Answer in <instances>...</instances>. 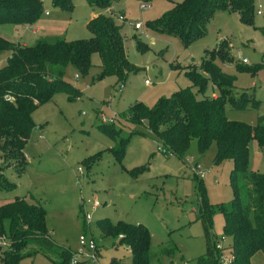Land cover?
Instances as JSON below:
<instances>
[{
  "label": "rangeland",
  "instance_id": "374dc122",
  "mask_svg": "<svg viewBox=\"0 0 264 264\" xmlns=\"http://www.w3.org/2000/svg\"><path fill=\"white\" fill-rule=\"evenodd\" d=\"M38 1L47 16L42 13L37 22V39L39 36L65 41L89 38L85 25L96 10L88 8L84 0H72L70 11L53 7L51 0ZM181 1L153 0L146 9L139 10L137 0H118L114 6L121 11L119 15L123 14V21L116 19V22L122 24L125 56L137 71L122 83L114 77L93 81L100 63L95 54L90 58L91 68L86 76H78L67 68L64 79L79 94L78 99L69 102L66 95L57 94L50 102L38 106L31 115L34 127L23 148L25 164L21 176L16 177L10 168L3 171L16 188L0 193V204L9 202L13 196L34 198L45 210V226L51 241L71 258L78 247V236L88 229L98 247L99 264H109L111 258L117 259L118 264H130L126 246L117 245V239L100 236L96 222L106 220L111 225L121 222L143 226L149 235L150 264H195L196 258L204 253L203 231L196 217L200 196L197 180L192 178L198 179L194 174L196 165L208 171L201 184L204 201L213 211L210 237L217 239L222 255L229 256L225 250L229 241L220 240L223 220L215 207L225 205L232 197L228 181L232 163L222 161L214 165V145L199 155L193 140L183 155L164 157L156 150L161 144L144 124L118 119L136 103L150 108L179 89L189 88L195 94L196 88L187 73L198 72L200 60L221 42L234 63L215 61V64L235 79L232 92L247 91L259 102L255 111H232L226 107L227 119L252 127L258 116H264V0H252L250 26L240 24L235 13L215 12L207 21L202 37L187 47L177 37L153 33L146 25L158 19L173 3ZM115 9L108 10L107 14L113 13L117 18ZM137 23L140 29L134 31L132 24ZM15 29L18 30L0 26V37L15 45L32 43L30 39L34 36L22 28ZM136 41L147 46V51L138 52ZM212 94L215 91L208 83L204 95L211 97ZM82 112L85 116L80 115ZM101 117L112 118L110 124L120 131L118 138L127 139L120 162L109 150L114 142L98 128L109 125L102 123ZM95 154L98 155L92 161H86ZM142 168L146 169L141 171ZM246 170L264 174V148L260 149L254 139L247 146ZM92 198L99 207L89 211L85 206L91 216L86 229L79 206L81 201ZM1 238L0 248H3ZM32 250L29 247L26 253ZM168 250H173V256L163 254V251L169 253ZM57 262L53 255L37 253L23 257L19 264ZM261 262L259 253L250 261L251 264Z\"/></svg>",
  "mask_w": 264,
  "mask_h": 264
},
{
  "label": "trees",
  "instance_id": "16d2710c",
  "mask_svg": "<svg viewBox=\"0 0 264 264\" xmlns=\"http://www.w3.org/2000/svg\"><path fill=\"white\" fill-rule=\"evenodd\" d=\"M84 1L88 8L97 12L85 25L89 35L86 40L40 37L29 45H15L0 37V193L16 188L4 176V169L10 168L16 177L22 174L23 148L34 127L31 119L34 110L57 94L66 95L69 102L78 99L79 94L64 79L67 68L84 77L91 68L90 58L95 54L100 63L93 81L114 77L122 83L137 71L125 56L122 24L116 22L113 13L107 14L118 0ZM137 1L148 6L153 0ZM51 5L70 11L72 0H51ZM215 12L235 13L240 24L250 26L253 1L182 0L146 25L153 33L177 37L187 47L202 37L207 21ZM42 13L38 0H0V26H11L14 31L18 30L15 28H35ZM114 13L122 16L117 10ZM224 48L225 45L219 43L209 56L200 60L198 72L187 73L196 88L195 94L189 88L179 89L150 108L136 103L118 119L144 124L161 144L157 149L164 157L183 155L192 140L199 155L213 144V164L232 163L228 180L232 197L225 205L215 207L223 220L220 240L229 241L225 250L232 258L230 264H251L256 253L262 256L260 264H264V174L246 170L249 141L254 139L260 149L264 148V116H258L252 127L227 119L226 107L232 111H255L259 102L247 91L232 92L235 79L221 72L215 64V61L234 63ZM136 49L143 53L147 46L136 41ZM208 83L215 91L213 97L204 95ZM198 95L200 98H196ZM4 97L12 101L6 102ZM109 125L98 128L114 142L109 150L120 162L127 139L118 138L120 131ZM97 155L86 161H92ZM192 178L197 180L200 204L196 217L204 239V253L196 258L195 264H218L219 253L214 249L217 239L210 237L209 232L213 211L204 201L201 179ZM96 228L102 238L117 239V245L126 246L130 264H150L149 235L143 226L121 222L111 225L100 220ZM1 237L5 243L0 248V264H19L23 257L37 253L55 256L57 264H70L69 253L50 239L44 208L31 196H13L9 202L0 204ZM29 247L34 250L26 253ZM168 251L163 254L173 256V250ZM109 264H118V261L111 258Z\"/></svg>",
  "mask_w": 264,
  "mask_h": 264
},
{
  "label": "built area",
  "instance_id": "2783aa9c",
  "mask_svg": "<svg viewBox=\"0 0 264 264\" xmlns=\"http://www.w3.org/2000/svg\"><path fill=\"white\" fill-rule=\"evenodd\" d=\"M148 6L141 4L139 5V10H144L146 9ZM259 8V7H258ZM257 15L260 14L259 11L256 12ZM45 15H47V13H45ZM118 21H123L122 20V16H118L116 18ZM132 28L134 31H137L140 29V25L137 24H132ZM242 64H246V60L241 59L240 60ZM74 79H77V77H74ZM146 83V82H145ZM120 88H122V85H120ZM4 100L6 102H11L12 99L10 97H4ZM81 116H85V113H81ZM111 120H113L112 118H110ZM106 120L103 117H101V122L102 123H112L111 120ZM158 152H160L158 149H156ZM78 172H81L80 169L77 170ZM208 171H203L199 168L198 165H196L194 167V174L198 177V179H202L204 177L205 174H207ZM85 206L89 207V211H93L95 210L97 207H99V203L97 202V200L95 198H92L91 200H86V201H81V204L79 206V210L80 213L82 215V222L84 227H86V229L88 228L87 226L90 224L91 221V216H90V212L85 211ZM95 238L90 234V232L87 229V233L83 232L82 234H80L77 238V249L75 250V252H73L72 254V258L70 259V264H78V263H82V264H99V254H98V247L96 244V241L94 240ZM2 240V245H4L3 239ZM214 249L216 251H218V264H230L231 262V256L229 255L228 257H224L222 255V247L218 244V242L215 244Z\"/></svg>",
  "mask_w": 264,
  "mask_h": 264
},
{
  "label": "crops",
  "instance_id": "0c3cea01",
  "mask_svg": "<svg viewBox=\"0 0 264 264\" xmlns=\"http://www.w3.org/2000/svg\"><path fill=\"white\" fill-rule=\"evenodd\" d=\"M113 8L115 9V10H117L118 12L120 11L116 6H113ZM113 8H111V9H113ZM121 12V11H120ZM97 15V12H93L92 14H91V16H90V19H92V18H94L95 16ZM123 15V14H122ZM43 16L44 17H46L47 15H45V13H43ZM23 30H26L27 32H29L30 34V36H34V37H32L31 39H30V41L32 42L33 40H35V39H37V36H38V34H39V30H38V28L37 27H35V28H26V27H24V28H22ZM39 37H46V36H39ZM30 41H28V42H30ZM27 44V42L26 43H23L22 45H26ZM214 95L212 94L211 95V97H213Z\"/></svg>",
  "mask_w": 264,
  "mask_h": 264
}]
</instances>
